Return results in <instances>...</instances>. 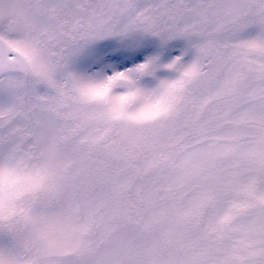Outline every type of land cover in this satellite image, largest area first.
I'll return each instance as SVG.
<instances>
[{
	"label": "snow or ice",
	"instance_id": "obj_1",
	"mask_svg": "<svg viewBox=\"0 0 264 264\" xmlns=\"http://www.w3.org/2000/svg\"><path fill=\"white\" fill-rule=\"evenodd\" d=\"M0 264H264V0H0Z\"/></svg>",
	"mask_w": 264,
	"mask_h": 264
}]
</instances>
